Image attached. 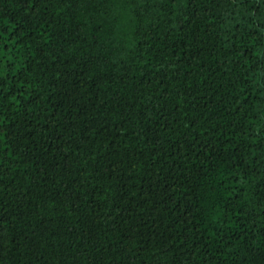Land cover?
<instances>
[{"label": "trees", "instance_id": "obj_1", "mask_svg": "<svg viewBox=\"0 0 264 264\" xmlns=\"http://www.w3.org/2000/svg\"><path fill=\"white\" fill-rule=\"evenodd\" d=\"M0 264H264V0H0Z\"/></svg>", "mask_w": 264, "mask_h": 264}]
</instances>
